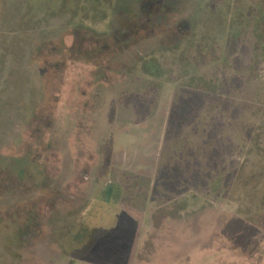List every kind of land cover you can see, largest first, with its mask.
<instances>
[{"label": "rangeland", "instance_id": "obj_1", "mask_svg": "<svg viewBox=\"0 0 264 264\" xmlns=\"http://www.w3.org/2000/svg\"><path fill=\"white\" fill-rule=\"evenodd\" d=\"M0 264H264V0H0Z\"/></svg>", "mask_w": 264, "mask_h": 264}]
</instances>
